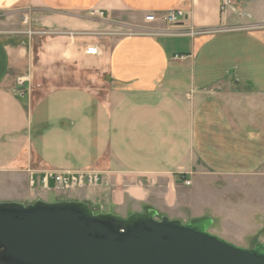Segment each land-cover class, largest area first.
Wrapping results in <instances>:
<instances>
[{
    "label": "crops",
    "instance_id": "obj_1",
    "mask_svg": "<svg viewBox=\"0 0 264 264\" xmlns=\"http://www.w3.org/2000/svg\"><path fill=\"white\" fill-rule=\"evenodd\" d=\"M169 10L178 24L161 19ZM18 12L27 25L0 30V172L14 175L0 202L174 219L191 175L264 183V0H0ZM45 169L106 184L50 201L22 185Z\"/></svg>",
    "mask_w": 264,
    "mask_h": 264
},
{
    "label": "water",
    "instance_id": "obj_2",
    "mask_svg": "<svg viewBox=\"0 0 264 264\" xmlns=\"http://www.w3.org/2000/svg\"><path fill=\"white\" fill-rule=\"evenodd\" d=\"M211 225L152 208L121 216L76 200L0 202V264H264L257 236L245 248Z\"/></svg>",
    "mask_w": 264,
    "mask_h": 264
},
{
    "label": "rangeland",
    "instance_id": "obj_3",
    "mask_svg": "<svg viewBox=\"0 0 264 264\" xmlns=\"http://www.w3.org/2000/svg\"><path fill=\"white\" fill-rule=\"evenodd\" d=\"M98 16L101 15L99 14ZM26 21L27 17L19 12L0 13V30L12 31L19 29L27 25L28 21ZM126 32L128 31H124L123 33ZM17 85L20 86L18 81ZM20 91V88L16 90L18 94ZM51 172L65 176L86 173L95 174L92 171L63 172L45 169L37 181L30 174L28 181H23L22 185L28 184L33 188L32 190L35 193H40L38 195L47 200L54 201L56 191L65 197H78L73 192L93 187L100 188L106 184V181L99 179L95 186L61 188L56 182L49 180L48 187L45 188L42 179L45 174ZM96 175L99 178V175ZM197 176L195 184H193V175L187 177L192 180V184L188 185L189 191H186L183 195L181 194L183 201H185L184 205L170 213L171 216H179L174 219H178L181 222L184 219V222H186L193 214L209 213L213 215L212 218L214 219V223L209 228L211 233L245 248L251 246V242L255 236H257L258 241L264 242V183L261 178L231 174H213L206 171ZM176 179L180 182L182 181L180 175L176 176ZM13 181L14 175L0 172V193L8 191L7 187H11L10 183H13ZM50 181H53L54 186L52 183L50 185ZM260 187L262 188L260 189ZM32 196H35V194H32Z\"/></svg>",
    "mask_w": 264,
    "mask_h": 264
},
{
    "label": "built area",
    "instance_id": "obj_4",
    "mask_svg": "<svg viewBox=\"0 0 264 264\" xmlns=\"http://www.w3.org/2000/svg\"><path fill=\"white\" fill-rule=\"evenodd\" d=\"M221 8L224 10L232 5L234 0H219ZM100 15L102 12H97ZM183 12L181 10H169L161 16V19L167 22L170 25L178 24L180 19L183 17ZM145 20L148 22H154L157 20V16L154 14H147L145 16ZM191 35L200 33L197 31H189ZM87 54H96L97 48L94 46L88 47L86 49ZM19 85L23 84V79L17 80ZM32 179V178H31ZM34 180V179H32ZM49 180H53L56 182L61 188H81L85 186H95L98 183V176L96 174H77V175H69L65 176L59 173H47L45 174L44 178L42 179L45 188L48 187ZM189 181H186L188 184Z\"/></svg>",
    "mask_w": 264,
    "mask_h": 264
}]
</instances>
